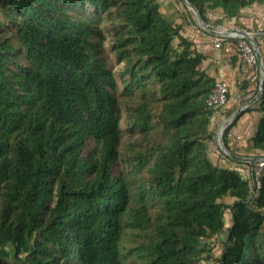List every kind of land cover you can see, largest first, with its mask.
I'll return each mask as SVG.
<instances>
[{
	"label": "trees",
	"instance_id": "trees-1",
	"mask_svg": "<svg viewBox=\"0 0 264 264\" xmlns=\"http://www.w3.org/2000/svg\"><path fill=\"white\" fill-rule=\"evenodd\" d=\"M189 1L206 23L213 11L223 23L264 5ZM104 21L124 62L123 95L139 90L128 129L147 143L153 132L162 137L144 151L133 144L126 169ZM182 29L160 0H0V264H203L222 233L216 264H264V171L253 195L250 177L211 158L217 109L206 99L218 78ZM249 111L259 112L250 147L264 157V92L224 143L233 152L227 135ZM129 227L148 241L124 248Z\"/></svg>",
	"mask_w": 264,
	"mask_h": 264
},
{
	"label": "rangeland",
	"instance_id": "rangeland-1",
	"mask_svg": "<svg viewBox=\"0 0 264 264\" xmlns=\"http://www.w3.org/2000/svg\"><path fill=\"white\" fill-rule=\"evenodd\" d=\"M162 11L163 13L171 20H173L175 23L181 24L182 30L184 33H190L192 34H201L204 38L210 40V43L213 44V36L208 35L205 33V29L200 26L198 23L196 14L193 10H191L188 5L184 2V0H160ZM251 7H253L252 11L250 12V15H247V17H250V20H244L241 19V17L237 20H224L223 23H219L216 20L223 17V14L221 11H213L208 13V16L210 18V23H207L211 25L215 29H221L225 26H232V27H241L243 29H247L249 31H252L255 33V39L258 42V46L261 50V54H264V5L254 4ZM243 15V14H242ZM254 18V19H252ZM262 21V23H261ZM104 32H105V39L103 41L104 46V54L108 60L109 65L112 67V70L114 71L115 77L117 79V83L119 86V98L121 101L120 104V113H121V126H122V138L120 143V149H121V158L118 163V167L122 168H130V161L127 159L128 154H132L133 150H131V147L133 144H136L135 148L137 150L144 151L151 143L154 142L156 139L157 141L162 140V137L159 135V133L153 132L149 136L148 143L145 140H142L141 135L138 132H132V130L128 129V121H129V115L131 113V110H129L130 106L136 105V101L138 100L139 96V90L136 89L135 95L133 98H127L123 95V91L125 90V84H124V78L121 75L122 71L124 70V62L118 61L117 54L115 50L112 48L113 44V31L111 27V23L108 21H104L102 23ZM178 43V39L174 41V44L176 45ZM205 44L206 41H204ZM227 54H232L231 56H224L222 53L221 58L219 60V57H214L213 60H211L209 63H207L206 70L210 74H216L219 75V72L223 68H229L232 71H235L234 75V84L231 85V93H230V100L227 105L219 108L215 112V117L212 120L211 123V129L214 133L213 140L209 142V153L211 158L217 162L219 165L222 166H231V167H237L239 170H241L245 175L250 177L251 171H249L246 166H244L242 163H235L227 158V156L224 155V152L220 149L218 145V133L220 131V128L224 126H229L231 121L234 120L236 117L235 112L240 110L242 107L247 105L252 98L256 97V89L257 84L255 82H248L244 79L245 74L243 72V63L240 59V56L236 54L235 50H230ZM236 57L235 63L233 62V57ZM263 58V56H262ZM264 62V61H263ZM226 66V67H225ZM229 69V70H230ZM241 80L243 81V84H238L237 81ZM252 89L247 90L250 85H253ZM254 103V102H253ZM252 103V104H253ZM250 104V105H252ZM248 105V106H250ZM158 106V105H157ZM247 113H250L247 112ZM154 115L155 118L154 122H157L158 119V108L154 107ZM259 115V112L256 111L255 114H252L248 116L247 118H240L235 126H237L236 129H231L230 132L227 135L228 142L230 145V149L235 152L238 155L252 158L254 160L255 158H258L261 156V151L255 150L251 148V139L250 137L253 135L255 129H256V119ZM246 118V119H245ZM227 119V121L224 123V120ZM223 124V125H222ZM222 125V126H221ZM158 126V124H156ZM227 129V128H226ZM225 129V131H226ZM224 131V133H225ZM224 138V134H223ZM138 179L143 180L146 177L149 176L148 169L142 170L138 174ZM225 201H229V198H226ZM158 206H152L151 204L148 205V210L150 213H153L157 211ZM229 211L227 210L226 213V220L227 223H229ZM138 230H135L131 227L127 229L126 234L123 237L122 240V246L125 248H131L133 246H139L143 243H146L148 239L144 238L143 235L137 236ZM226 238L225 233L220 234L218 237H215L213 239V242L211 244V253L213 257H210L209 259L205 260L203 264H216L215 263V257H218L220 255V252L223 247V242ZM2 253L9 258H14V252L11 247H6L3 249ZM136 254L130 255L126 261L130 262L135 257Z\"/></svg>",
	"mask_w": 264,
	"mask_h": 264
},
{
	"label": "built area",
	"instance_id": "built-area-1",
	"mask_svg": "<svg viewBox=\"0 0 264 264\" xmlns=\"http://www.w3.org/2000/svg\"><path fill=\"white\" fill-rule=\"evenodd\" d=\"M222 29L223 28L218 30ZM213 45L215 49H224L227 52L234 49L236 54L240 56V59L244 65V79L250 83H256L258 80L259 82L261 81L257 47L251 41L243 36L213 34ZM237 83L243 84V81L238 80ZM229 93H231L230 84L225 79L218 78L215 86L206 99L207 106L211 109H219L225 106L229 100ZM230 123H232V121ZM224 155L227 156L226 154ZM242 164L246 166L249 171H251V191L253 195H256L262 187L261 177L264 171V157H258L254 160L244 161Z\"/></svg>",
	"mask_w": 264,
	"mask_h": 264
},
{
	"label": "water",
	"instance_id": "water-1",
	"mask_svg": "<svg viewBox=\"0 0 264 264\" xmlns=\"http://www.w3.org/2000/svg\"><path fill=\"white\" fill-rule=\"evenodd\" d=\"M184 2L188 5V7L194 11V13L196 14L198 23L200 24V26L202 28H204L206 31L212 33V34H223V35H234V36H243L245 38H247L249 41H251L256 47H257V56H258V60H259V67H260V75H261V81H260V90L258 92V94L256 95L255 98H253L249 103H247V105H245L244 107H242L240 110H238L237 112L234 113L237 114L239 113L241 110H243L244 108H246L248 105L252 104L254 101H256L261 94L264 92V62H263V58H262V54H261V50L258 47V42L255 39V33L252 31H249L247 29H243L241 27H232V26H225L223 27L222 30H218L213 28L211 25L207 24L203 18L202 15L199 11V9L197 8V6L193 3H191L189 0H184ZM227 121V119L224 120V123ZM223 125V124H222ZM221 125V126H222ZM227 128V126H224L223 129L222 127L220 128V131L218 133V145L220 147V149L224 152V154H226L227 156L234 158V159H238V160H242V161H249L252 160V158H248V157H241L233 152H231L225 145L224 143V139H223V134L225 129Z\"/></svg>",
	"mask_w": 264,
	"mask_h": 264
},
{
	"label": "crops",
	"instance_id": "crops-1",
	"mask_svg": "<svg viewBox=\"0 0 264 264\" xmlns=\"http://www.w3.org/2000/svg\"><path fill=\"white\" fill-rule=\"evenodd\" d=\"M252 9H253V7H251V6L243 9V12H242L243 15L241 16V19L250 20L251 18L247 17V15H250L249 11H252ZM252 19H254V18H252ZM261 23H262V21H261ZM182 32L184 33L183 30H182ZM184 34H186V33H184ZM186 35L196 42V46L200 51L204 52L207 55V58L203 62V66L205 68L207 66V63H209L211 60H213L214 57L215 58L219 57V60H220L222 53L224 54V56L225 55L226 56L232 55V54H227L228 52L225 51L224 49L223 50L215 49L213 44L212 45L208 44V43H210V40L204 38L201 34L196 33V34L190 35V33L188 32ZM204 41H206L207 44H205ZM232 59H233V62L235 63V60L237 58L234 56ZM228 67L229 68L226 67V68L221 69L219 72V75H216V74H211V75L216 76L217 78L225 79L229 84L233 85L234 81H235V79H234L235 73H233V72L235 71V69H234V71H232V69H230V65ZM252 87H254V83H253V85L251 84L247 90L252 89ZM255 113H256V111L246 113L245 115L242 116V118H244V117L247 118L248 116L255 114ZM236 128H237V126H235L233 129H236Z\"/></svg>",
	"mask_w": 264,
	"mask_h": 264
}]
</instances>
